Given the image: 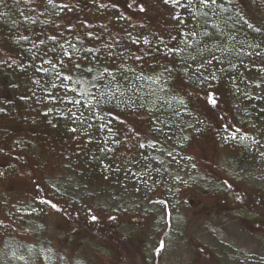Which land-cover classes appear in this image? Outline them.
<instances>
[{
	"label": "trees",
	"instance_id": "1",
	"mask_svg": "<svg viewBox=\"0 0 264 264\" xmlns=\"http://www.w3.org/2000/svg\"><path fill=\"white\" fill-rule=\"evenodd\" d=\"M133 2L54 0L55 8L47 0L0 3V195L35 201L52 226L78 234L84 242L88 239L95 248L80 243L81 250L101 264H121L131 260V254L138 255L142 264H155L156 257L147 258L150 217L88 204L80 216L66 199L53 197L39 183L37 174H56L67 163L75 162L85 180L99 187L109 186L143 160L140 141L156 113L164 111L169 117H177L176 105L183 101L200 126L184 141V150L220 184L211 191L184 188L183 200L196 211L235 213L237 222L264 242V192L228 182L219 166L225 157L242 155L246 150L238 139L245 136V127L238 124L234 112L236 95L223 80L210 88L194 89L185 81L181 67L185 58L211 47L230 44L250 50L251 44L264 46V0H218L221 7L214 10L196 3L185 15L184 32L194 33L188 38L168 24L163 0H144L140 7ZM121 13L126 16L122 18L124 24L147 31L149 44H135L125 36L127 29L117 19ZM168 48L176 51L169 52ZM72 59L82 66L96 64L103 73L107 68L116 77L112 81L105 74L109 83L134 101V108L111 104L86 110L90 120L96 111L107 118L114 135L109 146L96 133L85 136L73 132L70 113L46 109L53 104L49 102V87L55 78L50 66ZM47 60L52 63H45ZM163 65L172 70L165 94L144 89L138 77ZM260 115L264 117V113ZM20 140L32 143L36 152L14 149ZM190 246L193 261L202 257L210 264H225L196 239H190Z\"/></svg>",
	"mask_w": 264,
	"mask_h": 264
},
{
	"label": "rangeland",
	"instance_id": "2",
	"mask_svg": "<svg viewBox=\"0 0 264 264\" xmlns=\"http://www.w3.org/2000/svg\"><path fill=\"white\" fill-rule=\"evenodd\" d=\"M133 1L136 7L144 2ZM182 4L186 5L187 0H182ZM165 5L168 24L184 34L186 24L174 16L179 15L184 21L190 9L173 6L171 0ZM119 15L118 22L127 29L125 36L132 43L135 40L138 41L135 44L144 45V39L148 40L147 31L135 24H124L122 18L126 16ZM248 48L250 50L230 44L211 47L185 58L181 67L185 81L194 89L210 88L223 80L236 95L234 112L238 124L245 127V136L238 139L244 142L246 150L242 155L225 157L219 166L228 182L264 192V117L260 115L264 113V46L251 44ZM74 59L50 66L55 78L49 87L52 95L49 102L53 104L46 109L52 113H70L73 128L79 135L96 133L109 146L114 135L107 118L96 111L90 120L85 115L86 110L89 107L99 110L111 104L123 109L134 108L131 107L134 101L112 86L96 64L82 66ZM209 60L211 64L207 63ZM213 72L215 79L210 75ZM171 74L169 66H160L144 76L142 85L144 89L165 94ZM64 76L71 79L64 80ZM257 84L260 87H256ZM176 107L177 117H169L164 111L156 113L140 141L145 145L141 148L143 160L130 166L122 178L109 186L99 187L85 180L82 172L75 168V162L67 163L63 171L56 174H37L39 183L53 197L66 199L80 216L88 204L150 217L147 258L156 257L155 264H192L191 238L222 263L264 264V242L257 234L246 231L247 228L237 222L235 213L200 212L183 200L184 188L211 191L220 184L206 173L198 159L184 150V141L200 126L181 102ZM14 149L36 152L32 143L23 140L17 141ZM62 230L45 219L40 206L32 199L6 193L0 195V264H101L81 250L80 243L95 248L88 239L84 242L85 238L78 234ZM120 231L127 232L126 228ZM131 256V260L125 259L121 264H142L138 255ZM193 264H210V261L199 257Z\"/></svg>",
	"mask_w": 264,
	"mask_h": 264
},
{
	"label": "snow or ice",
	"instance_id": "3",
	"mask_svg": "<svg viewBox=\"0 0 264 264\" xmlns=\"http://www.w3.org/2000/svg\"><path fill=\"white\" fill-rule=\"evenodd\" d=\"M2 2H3V0H0V3H2ZM26 2H27V0H26ZM169 2H170V0H164V3L165 4H168ZM194 2L197 3V4H199L201 7L207 8L209 10H214L216 8H220L221 7V4L218 2V0H187V4L186 5L182 4V0H171V3L173 4V6L186 7L187 9H191ZM47 4L48 5H51L53 8L57 7V5L54 3V0H47ZM60 7H62V8H68V5H61ZM69 10H71V9L69 8ZM143 10L144 9L141 8V11H143ZM2 14L3 13H0V15H2ZM174 19L180 21V23H183L184 22L179 15L174 16ZM249 27H251V25H249ZM184 35H185L186 38H188L191 35H194V33H184ZM25 39H26V37H25ZM49 39H55V38L54 37H49ZM173 39H175V38H173ZM133 43H138V41H135L134 40ZM144 43L145 44H149L150 41H148L147 38H145L144 39ZM161 43H163V41H161ZM61 47H63V46H61ZM168 51L169 52H175L176 49L168 48ZM136 59H140V57H136ZM193 59H195V58H193ZM213 59H216V57H213ZM45 63H49L50 64V63H52V61L47 60V61H45ZM61 63H63V61H61ZM207 63L211 64L212 61L209 60V61H207ZM53 66H55V65H53ZM77 67H79V65H77ZM37 71H44V69L38 68ZM88 71L91 72V69L89 68ZM166 71H170V70L169 69H166ZM104 74H107V76L110 77L112 81H115V79H116L115 75L112 72L108 71L107 68L104 69V73H102V76ZM210 75L212 76L213 79L216 78L214 72L211 73ZM138 78L139 79H145L146 77H138ZM204 78L207 79V77H204ZM63 79L64 80H70L71 77L70 76H64ZM53 86H55V85H53ZM256 87H260V85L257 84ZM70 103L76 104V103H79V101H70ZM181 103H183V101H181ZM213 103H215L214 100H213ZM72 131L75 132L76 129L73 128ZM152 146L154 147V145H152ZM140 147L143 148V147H145V145L142 143V144H140ZM53 207H55V205H53ZM96 219L97 218L95 216L92 217V220L93 221H95ZM162 247H163V244H161V248Z\"/></svg>",
	"mask_w": 264,
	"mask_h": 264
}]
</instances>
